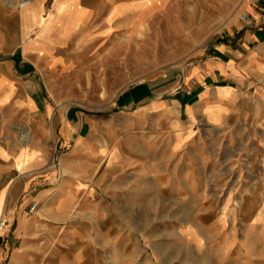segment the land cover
Returning <instances> with one entry per match:
<instances>
[{
  "label": "crops",
  "instance_id": "1",
  "mask_svg": "<svg viewBox=\"0 0 264 264\" xmlns=\"http://www.w3.org/2000/svg\"><path fill=\"white\" fill-rule=\"evenodd\" d=\"M19 1L0 0V212L9 220L0 236V264H116L121 255L132 256L135 234L120 233L119 219L105 218L103 196H98L102 180L95 190L89 181L104 160L114 165L112 174L131 175L123 188L141 193L136 201L145 210L152 208L153 194L165 207L232 204L233 190L225 188L214 191L225 192L221 200L205 199L207 187L192 179L196 171L181 181L179 177L188 174L181 173L188 170H179L177 163L161 174L166 179L156 190L129 183L136 177V150L143 152L139 160L151 161L155 144L166 159L177 162L183 152L200 154L205 127L215 132L251 129L259 135L255 140L264 141V0H259V10L246 5L253 14L251 25L212 38L202 57L180 75L170 71L155 83L122 94L119 104L135 110L132 123L145 126L142 115L159 118V140H108L105 129L93 136L95 123L106 129L109 125L52 104L43 69L67 62L59 50L115 32L119 19L134 14V2L145 0H30L24 6L16 4ZM94 195V205H89ZM93 208L95 231L88 233V224L72 219L74 213L87 214ZM256 222L254 229H259ZM202 225L192 216L177 219L170 230L176 234V246H197L200 234H207ZM57 226L63 233L57 238L61 245L54 248ZM248 243L232 242L231 232L223 235L214 245L215 264H262L259 242H251V247ZM144 254L150 263L151 252Z\"/></svg>",
  "mask_w": 264,
  "mask_h": 264
},
{
  "label": "rangeland",
  "instance_id": "2",
  "mask_svg": "<svg viewBox=\"0 0 264 264\" xmlns=\"http://www.w3.org/2000/svg\"><path fill=\"white\" fill-rule=\"evenodd\" d=\"M246 5L259 10V0L136 1L134 14L119 19L115 32L109 31L102 38H89L58 51L68 58L67 62L57 64L54 69L51 66L43 68L49 78V99L57 108L109 125L106 129L101 123H95L93 136L105 129L108 140L114 137L142 140L147 136L150 140H159L160 130L155 124L159 118L142 115L139 119L145 122V126L137 121L132 123L135 119L131 115L135 110L121 106L120 97L134 86L157 82L170 71L180 75L202 57L212 38L225 34L229 28L251 25L253 14ZM243 13H248L251 20H245ZM202 133L205 140L199 147L200 154L189 152L185 156L186 152H183L177 162L166 159L155 149L158 148L155 144H152L151 161L139 160L143 152L136 150V177L129 184H144L156 190L160 181L166 179L161 174L171 171L177 163L179 170H188L181 173H188L187 177H179L181 181L190 179L189 174L196 171L192 179L207 187L203 194L205 199L215 196L221 200L225 192L215 193L217 187L233 190L231 205L212 201L208 206L199 203L196 208L165 207L158 194H153L152 208L145 210L143 203L136 201L142 198V194L130 193L123 188L128 180L133 179L128 172L119 177L112 174L114 165L110 160H104L94 170L89 181L95 190L97 180H102L98 185V196H103L105 218L114 216L119 219V232L132 233L136 237L134 254L121 255L116 264H146L144 253L150 252L148 264H215L214 245L230 232L232 242L248 241L247 246L251 247V242L258 241L259 260L264 264V141L254 139L259 137L255 130L239 127L222 132L205 127ZM209 137L214 140H208ZM256 187L259 191L252 192L251 189ZM243 189L247 191H239ZM87 201L94 205L95 195ZM170 204L175 202H168ZM94 208L88 209L87 214L78 210L79 213L73 214L72 222H85L88 233H94ZM144 213H148L146 219ZM191 216L203 222L207 234H200L202 240L198 247L187 245L182 249L176 246V234L170 230L177 219L185 221ZM256 221H259V229H254ZM53 232L55 248L61 245L57 238L63 233V227L57 226Z\"/></svg>",
  "mask_w": 264,
  "mask_h": 264
},
{
  "label": "built area",
  "instance_id": "3",
  "mask_svg": "<svg viewBox=\"0 0 264 264\" xmlns=\"http://www.w3.org/2000/svg\"><path fill=\"white\" fill-rule=\"evenodd\" d=\"M29 2L30 0H21L18 2V4L20 6H24V5H27ZM242 17L247 21L251 20L250 15L248 13H243ZM37 206H38V202H34L33 205L31 206V210L35 209ZM7 224H8V218L6 214L3 211H1L0 212V236H1V233L5 230Z\"/></svg>",
  "mask_w": 264,
  "mask_h": 264
}]
</instances>
